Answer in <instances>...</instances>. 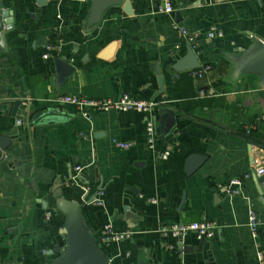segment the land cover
<instances>
[{
    "label": "crops",
    "instance_id": "obj_1",
    "mask_svg": "<svg viewBox=\"0 0 264 264\" xmlns=\"http://www.w3.org/2000/svg\"><path fill=\"white\" fill-rule=\"evenodd\" d=\"M128 1L131 13L123 5L109 8L90 28L89 0H0L14 25L7 53L0 49V136L10 141L0 150V264H52L64 243L56 192L79 203L110 264H258L264 179L252 173L264 158V88L256 74L234 77L231 58L264 42V0H170L171 14L156 12L162 0ZM213 29L222 37L208 38ZM111 43V56L98 58ZM46 46L53 51L43 59ZM187 48L200 67L176 73L173 65ZM59 57L74 68L65 78L52 60ZM203 68V79L190 77ZM123 94L160 105L149 114L93 111L85 119L57 101ZM149 119L153 149L145 137ZM113 141L133 145L121 150ZM191 155L203 162L187 176ZM244 174L251 176L240 195L220 191ZM98 188L95 202L81 201ZM249 208L259 225L256 245ZM202 220L215 222L212 239L158 233L161 225ZM105 224L129 238L103 244Z\"/></svg>",
    "mask_w": 264,
    "mask_h": 264
},
{
    "label": "water",
    "instance_id": "obj_2",
    "mask_svg": "<svg viewBox=\"0 0 264 264\" xmlns=\"http://www.w3.org/2000/svg\"><path fill=\"white\" fill-rule=\"evenodd\" d=\"M90 9L85 21L86 26L93 28L101 21L102 15L109 8H115L123 5V11L127 14L130 12L128 0H89ZM4 27H9L4 29ZM14 29L11 12L6 10L0 2V49L7 53L6 36ZM114 43L109 44L102 50L98 56L100 59H107L111 56ZM61 78L74 71V68L67 62L64 57L52 58ZM233 65V76L237 77L241 74H256L259 84L264 88V42L258 41L244 55L231 58ZM199 62L196 60L195 54L190 48L186 49V54L173 65L176 73L188 72L198 69ZM159 92L163 93L162 77H157ZM18 107L16 104L13 112ZM9 138L0 136V150L4 151L9 146ZM203 158L197 155H191L185 162V172L187 176L194 173L202 164ZM101 189L86 198L83 195L81 201L88 205L95 202V197ZM184 194L181 198L179 209L184 201ZM55 207L64 215L65 221L61 234L64 237L63 247L55 248L58 256L53 260L52 264H110L109 258L100 249L92 231L87 227L81 214L79 203L75 200H67L61 192L53 194ZM87 199V200H86ZM260 202L264 208V195H261ZM127 210V209H126ZM140 264H148L142 262Z\"/></svg>",
    "mask_w": 264,
    "mask_h": 264
},
{
    "label": "built area",
    "instance_id": "obj_3",
    "mask_svg": "<svg viewBox=\"0 0 264 264\" xmlns=\"http://www.w3.org/2000/svg\"><path fill=\"white\" fill-rule=\"evenodd\" d=\"M156 12L159 14H171L174 11L173 5L170 0H162L161 3L156 5ZM178 33L186 37V32L183 29H179ZM208 38L222 37V33L215 29L211 30L208 33ZM188 39V38H187ZM189 40V39H188ZM53 51L51 46L45 47V53L42 55L43 59H47L49 57V53ZM207 68H203L198 71L190 72V77L199 81L204 78ZM199 96L203 97L204 92L202 90L199 91ZM57 101L61 104L72 106L83 118L90 119L91 112H108L110 110L118 111V112H128L133 111L137 113L149 114L153 109L157 108L160 103L156 100H140L134 97L128 96L126 94L120 95L115 99H86L81 97H70V96H61L57 98ZM145 137L146 143L149 149H153V143L155 140V126L152 119H149L145 123ZM116 147L121 150H127L130 148L133 143L132 142H114ZM169 155L168 150L164 151L160 155V159L165 160ZM255 163V169L253 170V175L256 178L264 179V158L260 159ZM75 170L78 172L80 168L77 167ZM251 174H244L240 178H235L229 181V183L225 186L220 187V191L226 196H237L242 193V184L245 180L249 179ZM151 203H156L155 200H151ZM96 204L101 205V202L98 201ZM248 228L250 232V237L253 244H257V240L259 237L258 230V221L256 219L255 212L249 208L247 214ZM216 224L210 220H202L197 223L184 224V223H173L161 225L158 229V233L163 238H172V239H180L185 236L192 234L198 241L212 239L215 236ZM129 233L127 232H114L110 224H105L101 229V242L103 244L109 243H118L125 239L129 238ZM168 248L170 247L168 244L166 245ZM256 260L258 264H264V256L262 252L257 251Z\"/></svg>",
    "mask_w": 264,
    "mask_h": 264
},
{
    "label": "bare ground",
    "instance_id": "obj_4",
    "mask_svg": "<svg viewBox=\"0 0 264 264\" xmlns=\"http://www.w3.org/2000/svg\"><path fill=\"white\" fill-rule=\"evenodd\" d=\"M203 91V90H202ZM204 92V91H203Z\"/></svg>",
    "mask_w": 264,
    "mask_h": 264
}]
</instances>
